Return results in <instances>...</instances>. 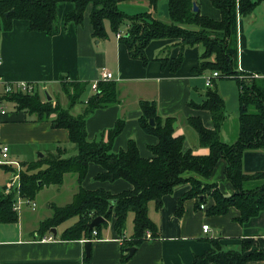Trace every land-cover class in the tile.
Here are the masks:
<instances>
[{
  "label": "trees",
  "instance_id": "16d2710c",
  "mask_svg": "<svg viewBox=\"0 0 264 264\" xmlns=\"http://www.w3.org/2000/svg\"><path fill=\"white\" fill-rule=\"evenodd\" d=\"M147 2L151 11L137 15H129L120 8L124 2ZM161 0H0V33L13 28L15 20L30 22V31L44 32L50 35L56 19L57 4L71 2L76 5L73 12L66 15V23L81 24L89 8L90 20L93 26V36L96 39L108 37L106 22L110 24L113 33H118L128 25V35L120 39L132 59L149 64L146 56L148 46L155 40H180L181 52L178 57H158L155 60L163 67L170 66L176 73L184 64V53L187 48L202 44L205 52L199 58V64L192 72L202 75L205 72H218L219 79H235L240 88L239 103V136L231 144L225 143L221 130L226 124V103L216 89V79L213 87L207 92L200 104L189 102L198 110H206L213 118V128L207 129L200 118H189V125L199 136L200 146L210 149L208 155H195L191 149L185 148L184 136H176L174 124L176 119H163L154 101L140 102L142 116L141 129L155 137L158 143L150 146L152 157H142L134 139H130L126 149L114 150V143L125 128V122L119 120L113 129L102 133L99 140H90L87 132V119L98 109H105L119 102L117 83L101 82L96 93L84 103L82 114L75 116L71 109L81 102L86 94L85 83L63 82L62 90L69 99V109L60 102L55 104L43 97L40 92L23 94L13 92L3 93L8 103L15 105L17 112L27 113L35 117V122H50L53 129L67 130L70 144L75 155L66 158L67 148L58 147L55 153H48L41 159L22 164L20 176L21 187L6 193V188H0V224H14L19 221V213L13 209L18 196L35 200L45 187L62 186L66 175H75L79 184L71 204L64 207L52 205L53 215L44 220L37 230V238L51 233L58 227L76 217L72 227L61 234L66 241L83 239H102V231L113 223L114 232L124 240L123 250L138 248L149 239H160V230L149 217V204L154 202L156 208H162L163 198L174 193L181 184H191L188 193L181 196L177 202L176 214L183 216L184 204L196 200L197 209L213 199L214 205L207 210L212 216L226 215L231 209L240 211L235 219L240 224H247L250 219L264 212V171L256 174L244 173L243 157L246 151H264V79H256L254 75L239 72L238 59V21L249 16L264 0H211L222 16L221 21H215L194 11L197 0H167L168 17L171 23L166 24L155 16V11ZM83 104V103H82ZM54 117V119H51ZM155 121V127L151 124ZM219 160H225L227 181L234 187L231 196L225 195L217 184H210L196 177L184 176L194 173L202 179H210ZM101 166L103 171L96 177L98 182L115 183L124 180L131 185L130 190L111 194L104 188L88 190L83 183L90 165ZM14 168L0 165V171ZM15 171V170H14ZM250 182H262L261 186L247 189ZM134 214V232L131 239L125 238L127 219ZM105 218L97 228L90 229V223L96 218ZM94 232L97 235L94 236ZM211 248L201 256H196L191 264H249L252 261L264 263V250L254 249L252 242H244L239 250H223L220 241L211 240ZM124 251V252H125ZM91 257L88 256L86 261ZM124 260H129L125 255Z\"/></svg>",
  "mask_w": 264,
  "mask_h": 264
},
{
  "label": "crops",
  "instance_id": "0c3cea01",
  "mask_svg": "<svg viewBox=\"0 0 264 264\" xmlns=\"http://www.w3.org/2000/svg\"><path fill=\"white\" fill-rule=\"evenodd\" d=\"M162 1L164 0L159 2V6ZM197 2L202 15L215 21L222 20L220 11L211 0ZM159 6L155 16L166 24L171 23L167 0L161 5V11ZM75 8L76 5L71 2L57 4V22L50 35L30 31V22L26 20H15L11 30L0 33V80L4 83L28 82L40 85L44 89L39 91L43 97L50 94L53 104L60 102L64 108L69 109V99L62 90L64 81L85 83L87 89L91 90V86L101 79L103 71L113 74L112 81L117 83L119 102L108 108L98 109L88 117V136L90 140H99L102 133L113 129L122 120L125 128L116 139L114 150L126 149L129 140L134 139L143 158L152 157L149 147L156 145L158 140L141 129L139 119L142 110L139 105L142 101H154L163 119H176V136H184L186 139L187 126L191 127L188 120L192 117L202 119L207 129L213 128L210 112L200 111L189 104H200L203 101L208 90L205 78L213 73L208 71L197 75L192 72L205 52L202 44L187 48L184 64L178 72L173 73L170 66L164 68L155 59L178 57L181 52L178 45L180 40L152 42L146 50L149 64L145 65L130 57L128 48L117 38L118 33L111 31L109 23H106L108 37L94 38L90 20L91 8L87 10L81 24L66 23V15ZM120 8L129 15L151 11L149 3L144 1L124 2ZM238 30L239 72L254 75L256 79H264V3L254 13L239 18ZM127 31L128 28L122 32ZM217 80L221 82H216V89L226 103L227 121L221 130V137L225 143L231 144L233 140L229 138L227 129L231 122H239L240 88L235 79ZM3 91V86H0V95L5 106L8 102L3 98ZM86 101L87 99L84 103ZM84 103L83 109L73 107L72 114H82ZM13 106L15 108L14 104ZM196 134L197 145L193 148L186 139L185 148L191 149L195 155H208L210 149L200 146L198 133ZM238 136L239 129L234 141ZM0 145L9 147L11 161L17 160L21 166L23 163L41 159V151L46 155L55 153L61 147L67 148V152H73L67 130L53 129L50 122L36 123L35 117L27 115L26 112H17L16 108L13 112L6 111L5 115L0 116ZM243 161L245 174L264 171L262 150L246 151ZM218 162L210 179H202L194 173H188L184 177L192 176L210 184H218L225 195L231 196L235 191L225 176L228 163L225 160ZM14 170L0 171V188L5 189L13 180ZM102 171L101 166L91 164L83 188H104L114 195L130 190L131 185L124 180L115 183L98 182L96 177ZM73 181L78 183L76 176ZM78 188L77 184L76 193ZM190 188V183L177 186L173 194L163 198L160 209L156 208L154 202L149 204V217L159 228L160 239H148L136 248L135 254L129 260L123 259L125 255L129 257V252L123 250L124 240L114 232L113 223L102 231V239L92 240L91 258L86 261L88 256L85 253V242L88 239L62 240L60 236L66 229L61 231L60 226L54 240H49V234L41 239L37 238L39 225L51 218L53 211L52 215L40 220L33 215L34 211L22 210L17 223L0 224V264H191L196 256L205 254L211 248L210 242L213 239L220 241L226 251L239 250L244 242H252L254 249L264 250V212L242 225L235 220L240 216L238 209L233 208L226 215L212 216L207 210L214 205L213 199L208 200L204 211L197 209L196 200L193 199L185 202L183 216H177V202ZM52 205L55 204L51 202L48 206L51 208ZM28 208L35 210L30 206ZM204 225H209L208 231H203ZM133 232L134 226L128 236L125 234V238L131 239ZM249 264L264 263L252 261Z\"/></svg>",
  "mask_w": 264,
  "mask_h": 264
},
{
  "label": "rangeland",
  "instance_id": "374dc122",
  "mask_svg": "<svg viewBox=\"0 0 264 264\" xmlns=\"http://www.w3.org/2000/svg\"><path fill=\"white\" fill-rule=\"evenodd\" d=\"M163 2H166V0L162 1L161 3L163 4ZM130 4H132V3H130ZM161 5L159 6V11H161V9H160ZM121 6H122V4H121ZM106 23L108 24V22H106ZM128 25H129V22H126L125 26L122 28V31H125L126 28H128L127 27ZM122 31H121V33H124ZM124 34L127 35V33H124ZM216 82H217V84H219L221 81L217 80ZM88 91H90V92H88ZM88 91H86V94L81 99V102L76 105V108L83 109L82 103H84L86 99L88 100L89 97L93 96L96 93V92H93L91 90H88ZM51 97H52V95H51ZM46 98H47V96H46ZM5 107H6L5 110L7 112L8 111L13 112L15 110L13 104H11V103L5 104ZM187 128H188L187 133H185V134H187L186 135L187 136L186 137L187 142L189 143V145H191L194 148L197 145V136H196L197 134L195 133V131L191 127L187 126ZM238 129H239V122L238 121L236 123L231 122L230 125L228 126L227 133H228L229 138L231 140H233V142H234V139L236 138L235 137L236 134L238 135ZM71 148H72V145H71ZM41 153H45V152L41 151ZM41 153H39V155ZM75 154H76V151L73 150V152L71 151L70 154L66 155V158L70 157L71 155H75ZM74 179H75V176L73 174L67 175L65 177V180H64L65 181L64 185L57 186V187L56 186H50V187L43 188L41 193L39 192V194L37 195V198L35 199L37 202V207L35 208V210H31L28 207H24L23 210L25 212L34 211L33 215L34 216L36 215V217H39L40 220H43L46 217L52 215V210H51L50 206H48V205H50L51 202L54 203L55 205H59L62 207L72 203L74 194L77 191V184H78V183L76 184L73 181ZM261 184H262V182L261 183L260 182H250V183H247L245 188H246V190L247 189H253L255 187L261 186ZM132 219H133V213L131 212L128 216V219H127V227H126V232H125V234L127 236L129 235L128 233H130L132 231L133 226H134V223H132ZM76 221H77V218L74 217V218L62 223L60 225V230L62 231L64 229L72 227ZM108 224L110 226L112 223L109 222ZM36 233H37V231H36Z\"/></svg>",
  "mask_w": 264,
  "mask_h": 264
},
{
  "label": "built area",
  "instance_id": "2783aa9c",
  "mask_svg": "<svg viewBox=\"0 0 264 264\" xmlns=\"http://www.w3.org/2000/svg\"><path fill=\"white\" fill-rule=\"evenodd\" d=\"M123 37V33L118 32L117 34V38L121 39ZM211 76H207L205 78L206 80V86L208 88L213 87V82L215 79H219L221 77V74H219L218 72L214 71L213 73L210 74ZM101 79L94 83L91 86V90L93 92H96L98 89V85L101 82H112V80L114 79L113 74L103 71L102 75L100 77ZM0 86H3L4 91L3 93L9 95L10 93L13 92H20V93H27V94H34L36 92H39L40 89L42 91H44V89L39 85L35 84V83H28V82H21V83H4L0 80ZM5 106L3 105V101H2V97L0 95V116L1 115H5L6 114V110H5ZM0 165H7V166H11L14 168H16L14 176H13V180L9 183V185L6 187L5 192L11 193L13 192V190L16 189H20L21 187V182H20V176H21V172H22V166L19 164V162L17 160H12L10 159V153H9V147L5 146V145H0ZM31 207L32 209H35L37 207V204L35 202V200H30V199H24L21 196H18V199L16 201V203L13 206V209L18 212L19 214L22 212L24 207ZM207 206H205L204 204L201 205V210L204 211V209H206ZM209 230V225H204L203 227V231H208ZM97 235V232H94V236ZM147 237L150 239L151 238V233L147 232ZM49 240H54V237L52 235H50ZM88 241H92L91 239H88L86 242Z\"/></svg>",
  "mask_w": 264,
  "mask_h": 264
},
{
  "label": "water",
  "instance_id": "95a60500",
  "mask_svg": "<svg viewBox=\"0 0 264 264\" xmlns=\"http://www.w3.org/2000/svg\"><path fill=\"white\" fill-rule=\"evenodd\" d=\"M198 10H199V6L195 3L194 4V11L195 12H198ZM128 35V34H127ZM47 98H48V101H51L52 99H51V97L48 95L47 96ZM151 124H152V126L153 127H155V125H156V123H155V121L154 120H152L151 119ZM174 128H177V123H175L174 124ZM44 156V154L43 153H41V155H40V158L41 157H43ZM105 221V218H103V217H101V218H96V219H94L91 223H90V225H89V228L92 230V229H94V228H97V227H99L100 225H102V223ZM51 233L53 234V237H57V229L55 228V229H52V231H51ZM91 247H92V241H88V242H85V253H87V256H90L91 255ZM135 250H136V248H134V247H132V248H129L128 250H127V252H129V258H132V256L135 254Z\"/></svg>",
  "mask_w": 264,
  "mask_h": 264
}]
</instances>
